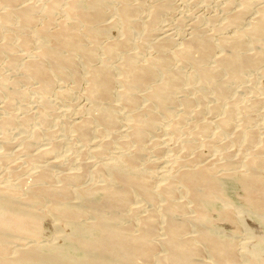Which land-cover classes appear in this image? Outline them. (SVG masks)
<instances>
[{
    "label": "bare ground",
    "instance_id": "1",
    "mask_svg": "<svg viewBox=\"0 0 264 264\" xmlns=\"http://www.w3.org/2000/svg\"><path fill=\"white\" fill-rule=\"evenodd\" d=\"M183 1L0 0L2 144L24 128L16 159L0 149V264H264V234L239 250L246 211L225 191L237 182L264 224L263 102L232 97L264 63V0L175 32ZM58 100L75 106L54 119L73 159ZM209 102L223 115L201 121ZM161 135L181 152L157 156Z\"/></svg>",
    "mask_w": 264,
    "mask_h": 264
},
{
    "label": "rangeland",
    "instance_id": "2",
    "mask_svg": "<svg viewBox=\"0 0 264 264\" xmlns=\"http://www.w3.org/2000/svg\"><path fill=\"white\" fill-rule=\"evenodd\" d=\"M227 0H213V2H212V0H207L206 1V3H208V5L209 6H207V8H205V9H203L202 11L199 9L200 8V6H201V3L202 2H204L203 0H184L182 3H181V7H180V10H181V8H182V14L184 15V17H183V19H184V21H180V22H178V21H176V20H174V21H172V26H173V30L175 31V32H177V30L179 31V32H181V31H183L184 29H186V28H188L189 27V24L193 21H197L198 23H201L203 26H207V23H208V26H209V24H212V26H215V24L216 25H220L221 24V18H219V17H221V15H222V13H223V9L224 8H229L230 9V6L232 7V8H235L240 2H239V0L237 1V0H229V2L227 1ZM235 1V2H234ZM257 1H260V0H257ZM188 2V3H187ZM190 2V3H189ZM212 2V3H211ZM237 2V3H236ZM228 3L229 4H231L230 6L228 5ZM236 3V4H235ZM183 4V5H182ZM184 4H185V6H184ZM192 4V5H191ZM203 4V3H202ZM214 4V5H213ZM226 4H227V6H226ZM194 5V6H193ZM204 5V4H203ZM211 5V6H210ZM183 6H184V8H183ZM214 6V7H213ZM223 7V8H222ZM187 8V9H186ZM193 8H195V9H193ZM197 8V9H196ZM203 7H201V9H202ZM193 11H191V10ZM209 9V10H208ZM219 9H221L220 10V13L218 12L219 11ZM186 10H187V15L185 14L186 13ZM199 10V11H198ZM205 10V11H204ZM212 10V11H211ZM218 10V11H217ZM185 11V12H184ZM195 11V12H194ZM205 13H204V12ZM217 11V12H216ZM200 12H201V14H205L206 16H204L203 17V15H202V17L200 16ZM214 12V13H213ZM195 13H196V15H195ZM217 14V15H216ZM221 14V15H220ZM193 15H194V17H193ZM216 15V16H215ZM219 15V16H218ZM189 18H188V17ZM198 16H199V18H198ZM188 18V20L187 19H185V18ZM201 17V18H200ZM215 17V18H214ZM216 18H217V22H215L214 20H216ZM202 19V20H201ZM218 19H219V21H218ZM200 20V21H199ZM203 21V22H202ZM215 22V23H214ZM180 23V24H179ZM174 24L176 25V26H174ZM187 24V25H186ZM186 25V26H185ZM175 27V28H174ZM176 29V30H175ZM181 30V31H180ZM263 65L261 66V68L259 67L258 69H251L250 71H249V73L247 74V77H246V81L245 82H247V83H243V86H242V88L244 87L245 88V90H244V88H243V90H242V88L240 87H237L236 88V91L234 92V94H233V96L232 97H234V98H240V96L243 98H241V100H243V101H246L247 102V100H248V102L252 99V100H255V99H259L258 101H259V103L260 102H263V103H261L260 104V107H262V108H260L259 107V105H258V108H257V110H256V112L257 113H259V114H257V121H258V123H257V121H255V123L254 124H256V126L257 127H264V63H262ZM249 74H250V76H249ZM249 76V77H248ZM244 85H246V86H244ZM248 86V87H247ZM247 88H249V90H247ZM241 89V90H240ZM241 92H240V91ZM247 91V92H246ZM242 93H244V94H242ZM260 97V98H259ZM1 99H3V100H1ZM76 99V100H75ZM0 108L1 109H3L1 106H3L4 107V105H3V101H4V98H2V97H0ZM75 100V101H74ZM74 100H73V102H74V104L75 103H77L76 101H78V102H80L79 101V98H78V96L77 95H75V97H74ZM262 100V101H261ZM32 101H34L32 98H30V100L28 101V103L30 102V104L29 105H31L32 107H33V109H34V107H35V105H37L38 103H36L35 101H34V103L32 102ZM59 101V100H58ZM56 102L55 103V106H57L56 104H59V107L57 108V107H55V111L53 112V114H51L50 115V117H52L53 115H54V117L52 118V124L50 125L51 126V128H56V129H58V130H56L57 131V133H62V134H60V135H57V141H60L61 140V138H65V136H66V140H68V142L63 138L62 139V141H60L61 142V146L63 145L64 146V142H65V146L63 147H59V149H58V156L60 157V155H61V157L60 158H62L63 157V154L65 155H68L69 154V156L73 159V158H75L76 156H78L77 154V152H80V149L78 150L77 148L80 146V143L79 144H77L76 142H74L72 145H74V150L76 149V150H78L77 152H75L73 149H72V145H70V143H69V141H70V135L66 132V130H65V127H64V123H61L59 126V128H58V126H56L55 125V122H57V119H58V121L60 120L61 121V118H62V120H63V117L65 116V111L66 110H68V108L69 109H75V106L73 107V105L72 104H70V103H68L67 104V102H65V101H62L61 100V102L59 103V102ZM66 103V104H65ZM17 104V105H16ZM16 104H15V107H17V109L14 107V110H16V112L18 113V111L20 110H22L20 107H22V104L21 103H19V102H16ZM20 104V105H19ZM211 104V102H209L208 104H207V106L205 107V109H203V112L202 113H204L205 114V118H204V114H202V116L200 117L201 119V121H203V120H207L208 118L209 119H212V117H213V120H215L214 118H216L217 119V117H218V115H223V111L222 110H219L218 112H215V113H218V114H215L214 112H212L213 110L211 109V107H212V104ZM63 106V107H62ZM72 108H71V107ZM64 107H66V108H64ZM57 108V109H56ZM63 108V109H62ZM59 109V111H57ZM72 109V110H73ZM208 109V110H207ZM65 110V111H64ZM61 111V112H60ZM205 111V112H204ZM208 111V112H207ZM263 111V112H262ZM0 112H1V110H0ZM3 112V111H2ZM55 112H59V113H55ZM263 114H262V113ZM55 113V114H54ZM214 114V115H213ZM260 114H261V116H260ZM60 115V116H59ZM211 115H213L212 117H211ZM217 115V116H216ZM211 117V118H210ZM260 117H261V119H260ZM57 118V119H56ZM199 118V117H198ZM56 121H55V120ZM260 120V121H259ZM55 121V122H54ZM66 125V124H65ZM55 126V127H54ZM61 127H63L62 129H61ZM14 129H16V130H14ZM14 131H12V134L13 135H11V145H10V147L13 145V143L15 142V145H13L11 148L10 147H6V146H4L2 143V139L0 138V149H6V148H9V150H10V152H8V150H6L7 151V153L8 154H10V155H8L9 156V158H10V160H14V159H16V154H14L15 153V147H16V145H18L19 143V141L18 140H20V135H21V132L22 131H24V128H23V126H16V127H14ZM217 131V130H216ZM15 132V133H14ZM64 132V133H63ZM18 134V135H17ZM67 134V135H66ZM19 136V137H18ZM60 136H63V137H60ZM165 135H161L160 137H161V139H162V141H161V139L160 140H158V143H159V146L158 147H161V146H163L160 150L158 149L157 150V156H159L160 154L161 155H163L162 156V158L164 159V158H166V157H168L169 155H172V153H173V151H174V153L173 154H176V153H180L181 152V150L178 148V146L177 145H175V146H172V145H174V144H171L170 142L169 143H167V140H166V136L164 137ZM232 136V135H231ZM12 137H13V139H12ZM18 137V138H17ZM60 137V138H59ZM68 137H70L69 139H68ZM159 137V136H158ZM17 138V139H16ZM164 138V139H163ZM58 139H60V140H58ZM14 142H13V141ZM16 140V141H15ZM49 139H44V141H42L41 142V144H44L45 143V145L46 144H49L48 142H51V141H48ZM65 140V141H64ZM221 140V141H220ZM227 140V141H226ZM230 140H231V137H229V140L227 139V138H225L224 139V141H223V138H219L217 141H216V147H219V146H221V145H223V142H224V144H228V148H229V152H230V150H231V158L232 159H234V160H237V164H236V168H238V169H241L242 168V163H240V162H243L244 161V158H242V156L244 157V155L242 154V150H241V148L243 147V143L241 142V141H238V143L236 142V143H234V142H231V143H229L230 142ZM18 141V142H17ZM163 142V143H162ZM166 142V143H165ZM63 143V144H62ZM51 144V143H50ZM68 144H69V146H68ZM77 144V145H76ZM165 144H167V145H165ZM220 144V145H219ZM230 144V145H229ZM238 144H239V146H238ZM59 145V146H60ZM77 146V148H76V146ZM218 145V146H217ZM242 145V146H241ZM4 146V147H3ZM68 146V147H67ZM165 146V147H164ZM170 146V147H169ZM6 147V148H5ZM71 147V148H70ZM176 147V148H175ZM65 148V149H64ZM67 148V149H66ZM80 148V147H79ZM163 148H165L164 150H163ZM168 148V149H167ZM179 149L178 151H176L175 152V150H172V149ZM12 150V151H11ZM63 150V151H62ZM72 150L73 151V153L71 152L70 153V151ZM163 150V151H162ZM67 151H69L68 153H67ZM162 151L163 152V154L162 153H160V152ZM65 152V153H64ZM75 152V153H74ZM159 152V153H158ZM168 152H171V154L170 153H168ZM236 152V153H235ZM62 153V154H61ZM77 153V154H76ZM154 152H152V156H151V159L152 160H154V158H155V160L157 161V160H159V158L161 157H157L156 158V155H155V153L153 154ZM165 153V154H164ZM12 154H14V156L12 155ZM71 154V155H70ZM75 156H73V155ZM169 154V155H168ZM241 154V155H240ZM65 155V156H66ZM211 156V153H208V156ZM166 156V157H165ZM233 156H235L234 158H233ZM161 158V159H162ZM241 161H240V160ZM239 161V162H238ZM241 165V166H240ZM239 166V167H238ZM225 191H226V194H227V198L228 199H232L230 202L232 203V204H235V206H238V207H236L237 208V210H244L243 212L245 213V211H246V213L244 214V217H243V222L245 223H247V225L250 227V228H246L245 226H246V223H245V226H242V230L240 229L239 230V232L236 234L237 236H236V238L238 239V241L240 242V241H242V238H243V242H245L246 241V243L248 242V241H251V244H252V246H257V245H261V243H260V241H257L256 242V240H253V239H251V238H249V236H250V234H253V232L255 231V233L257 232L258 234H260V235H263L264 234V224H263V222H261L260 221V219L258 218V216H257V214L254 212V211H251V209L246 205V203H245V200H244V191H242V188L240 187V185L237 183V182H235L234 180H228V181H226V185H225ZM240 193V194H239ZM242 196V198H241V196ZM222 203H223V201L221 200V202L219 201L218 202V204H217V207H221V205H222ZM234 206V205H233ZM232 206V207H233ZM235 208V207H234ZM239 208V209H238ZM241 208V209H240ZM243 208V209H242ZM246 216V217H245ZM249 216V217H248ZM245 218V219H244ZM248 218V219H247ZM251 219V220H250ZM245 220V221H244ZM247 220H249V222L251 223L252 222V224L253 225H255V226H253V227H251L252 226V224H250ZM48 222H50L49 220H48ZM47 222V227L46 228H48L49 226V223ZM254 222V223H253ZM224 223V224H223ZM256 223V224H255ZM226 222H222L221 224H219L220 226H218L219 227V229H220V231H221V234H223L224 236H228V237H233V234H234V228L232 227V226H230L231 224L230 223H227L226 225ZM229 225V226H228ZM260 226H261V228H260ZM222 227V228H221ZM224 227V228H223ZM255 227H257L258 229L260 228L261 229V231L260 230H258V229H256ZM253 228V229H252ZM224 229V230H223ZM256 229V230H255ZM254 230V231H253ZM244 231H247V232H244ZM227 235H226V234ZM239 233H243L244 235L245 234H249V236L248 235H240ZM256 233V234H257ZM241 238V239H240ZM247 238V239H246ZM249 238V239H248ZM246 239V240H245ZM258 243V244H257ZM244 244V243H239V246H240V248H239V250H241L242 249V245Z\"/></svg>",
    "mask_w": 264,
    "mask_h": 264
}]
</instances>
